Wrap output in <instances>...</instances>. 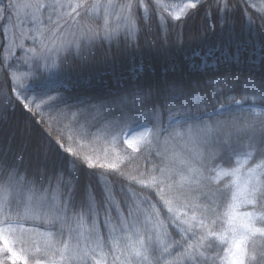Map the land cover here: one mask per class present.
Here are the masks:
<instances>
[{"label": "snow or ice", "instance_id": "obj_1", "mask_svg": "<svg viewBox=\"0 0 264 264\" xmlns=\"http://www.w3.org/2000/svg\"><path fill=\"white\" fill-rule=\"evenodd\" d=\"M240 3V9L231 0L217 4L221 26L241 11L249 27L259 22L264 33V0ZM197 7V0H155L164 35L141 43L137 9L144 10L145 21L151 20L144 0H0V47L5 53L0 67L6 65L9 88L0 92V124L19 105L33 118L39 114L41 120L34 123L44 125H26L24 135L11 142L0 139V252L13 264H29L25 234L45 241L43 249L35 247V264H264V245L256 244L257 237L264 238V63L259 73L247 76L228 72L206 82L164 77L150 84L128 83L104 97L78 93L75 85L68 90L74 75L114 55L166 54L170 34L165 14L181 21ZM21 11L25 17L16 15L13 21ZM25 21L31 25L27 31ZM9 25L18 29L11 40ZM144 30H151L150 23ZM26 39L33 46L26 50L25 64L27 53H36L35 45L45 63L36 61L35 71L20 77L7 61L13 47L24 49ZM206 64L204 57L202 66ZM53 68L58 72L44 79V72ZM52 113L63 117L61 128H53ZM91 127L112 146L102 150L105 159L120 142L132 150L126 154L129 162L146 154L159 163L139 172V179L122 171L119 154L101 163L99 155L81 151L87 137L100 139ZM233 161L234 167L222 166ZM102 177L157 189L181 239L172 238L158 214L154 220L134 203L121 207L113 196L115 180L101 189L103 234L92 190L93 179L99 185ZM221 180H226L222 188L217 187ZM173 248L180 250L169 260Z\"/></svg>", "mask_w": 264, "mask_h": 264}, {"label": "trees", "instance_id": "obj_2", "mask_svg": "<svg viewBox=\"0 0 264 264\" xmlns=\"http://www.w3.org/2000/svg\"><path fill=\"white\" fill-rule=\"evenodd\" d=\"M144 3L149 7L151 20L150 22L145 21L143 19L144 10L142 8L137 9L138 27L142 30L141 43L145 39L156 40L164 35L159 23V13L155 10V0H144ZM218 3H223V0H201L197 3V9L190 10L189 15L181 21H172L165 14L167 31L170 34V47L166 54L146 51L143 54L138 53L136 55H114L108 62L95 64L85 69L78 76L74 75L71 81H67L68 90H72L73 85H75V91L78 93L88 92L97 97H104L123 88L128 83L150 84L164 77L184 81L206 82L221 78L222 74L228 72H239L244 76H247L249 72L259 73L261 65L264 63L261 60V56H264V33L260 30L259 22L249 27L246 16L242 15L241 11H236L234 15H229L228 23L222 27L219 20ZM231 3H235L238 9L241 8L240 0H231ZM249 11L255 14L254 10L250 9ZM148 23H150L151 30L145 31V26ZM202 33L203 36H201ZM178 39L183 41V46H175ZM210 51L212 54L208 55ZM196 53H199V55H196ZM204 57H207V64L202 66ZM142 66L143 70H141ZM1 78L0 92L6 94L9 88L5 70L2 71ZM234 95L237 99L241 98L240 93H235ZM216 107H219V102ZM44 115L45 119H47L49 114ZM52 117L53 128H61L64 122H58L54 115ZM166 118L167 116L165 121ZM40 120L41 116L39 114L33 118L30 113L17 105L14 111L9 110L7 120L0 124V133H2L0 139L11 142L14 136L18 138L20 135H24L26 125L37 128L44 127L42 124L34 123V121L39 122ZM89 131L96 133L100 139L89 136L86 141H82L81 143L84 144V147L81 151L84 154H95V151L89 150V144H104L105 149L112 147L105 142L103 134H100L102 132H98L97 127H91ZM53 136L59 138L55 131ZM117 149L118 146L116 145V153L112 154H118ZM124 150L126 153L131 152V150L129 151L126 148ZM145 155L137 154V158L131 162L125 157L120 165L122 171L126 175H136L137 179H139V172H147L153 167V164L159 163L156 157L153 156L150 159H146ZM222 166L234 167L235 163L233 161ZM113 180L116 181L113 196L121 207L125 203H134L143 212L147 211L150 213L153 219L158 214L159 219L168 225V231L171 233L172 238L174 240L181 239L174 226L168 222L167 207L156 194L157 189H141L137 184L120 181L116 177H102L99 185H97L95 179L92 181L94 186L92 190L100 206L99 220L103 234L106 235L107 230L103 227L104 201L101 198V189L105 182L111 184ZM225 182L226 180H222L217 187L222 188ZM80 187L81 191H83L85 187L83 177L81 178ZM225 195H227L226 192ZM149 202L155 207H151ZM142 218L143 216L141 215ZM153 239H155V234H153ZM256 244L264 245V238L257 237ZM179 250L178 248H173L171 256L165 254L167 259H173ZM0 264H13V262L7 257L0 256ZM15 264L22 263L15 262ZM30 264H35L34 260Z\"/></svg>", "mask_w": 264, "mask_h": 264}, {"label": "rangeland", "instance_id": "obj_3", "mask_svg": "<svg viewBox=\"0 0 264 264\" xmlns=\"http://www.w3.org/2000/svg\"><path fill=\"white\" fill-rule=\"evenodd\" d=\"M200 1L201 0H197V3L200 2ZM21 2H24V0H21ZM45 2L47 3L48 0H45ZM164 2L165 3H169V4H171V3H180L181 0H164ZM257 2H262V0H257ZM4 3L7 4L8 0H4ZM16 15H19L23 19L25 17V15H26V12L25 11H21L19 13H14L13 14V21H15ZM2 28H3V25L0 24V29H2ZM8 28H9V30H8V40H11L12 36H13V32H17L18 33V29L12 28L11 25H9ZM30 28H31V25L28 24L27 21H25V30L27 31ZM29 34L31 35L33 33L30 32ZM0 39H3V38L0 37ZM17 43H19L18 40H17ZM32 46H33L32 41L30 39H26L24 41V49L23 50L18 48V47H13L12 48V53L8 56V61H7L8 64L12 65V68L10 69V71H15L18 76L24 77L26 73L35 71V62L36 61H39L41 66L45 63V59H44L43 55L41 54V50L39 48V45H35L36 53L28 52L27 53V57H29L30 59H29L28 63L25 64L26 50H27V48L32 47ZM259 51H260V48H259ZM4 55H5L4 49H3V47H0V59H2L4 57ZM61 55H63V53H61ZM5 68H6V65L4 67H0V84H1V80H2L1 74H2V71L5 70ZM41 71H43V68H41ZM56 72H58V68L50 69L49 71L44 72V77L43 78L46 79L50 74L56 73ZM37 75H39V74L37 73ZM26 82H29V81H26ZM36 82L40 83L41 80L38 79ZM51 94L55 95V93H51ZM44 114H49V113L47 111H45ZM52 115H54L55 119H58V122H60V121H61L60 123L64 122L63 117H61L59 115L57 116L56 113H52ZM168 122H169L168 118H166L165 124H167ZM149 127H150V125H149ZM100 134H103V133H100ZM93 145H94V147H93ZM117 146H118V149H117L118 154H119L120 158L123 160L126 157V154H127L125 152V150H124L125 148L127 149V146L125 144H123V143H120V142H117ZM103 149H105V145L104 144H99V143H97V144H89V150L90 151H95V155H99L100 162L101 163H107L109 160L113 159L115 157V155L110 153L108 155V158L105 159L104 155H103V151H102ZM176 149L178 151L182 150V145L177 143L176 144ZM127 150L130 151L131 149H127ZM189 215H191V213ZM25 226L26 227H31V224L30 223H26ZM41 231H47V229L41 228ZM52 231L55 232L56 229H52ZM55 238L58 239L59 237H55ZM23 239H24L23 247L28 248L30 250V253H31V255L29 256V264H30L31 262H33V260L35 262V259L39 258V254L35 253V247L38 246L41 249H43L45 247V241L43 239H40V238H37V237H33V236L29 235V234H25ZM0 247H2V245H0ZM105 251L109 253L108 254V260L111 261V253H110V251H109V249L107 247L105 248ZM0 256H2L4 258L7 257L2 252H0ZM99 257H100V254L98 253L97 258H99ZM16 262L24 264L23 260H18Z\"/></svg>", "mask_w": 264, "mask_h": 264}]
</instances>
